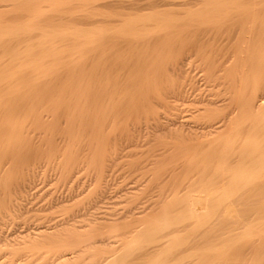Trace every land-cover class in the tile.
Listing matches in <instances>:
<instances>
[{"label": "bare ground", "instance_id": "6f19581e", "mask_svg": "<svg viewBox=\"0 0 264 264\" xmlns=\"http://www.w3.org/2000/svg\"><path fill=\"white\" fill-rule=\"evenodd\" d=\"M42 1H46V0H0V9L9 8V7H11V5L14 8L16 5H18V6L23 5L24 7H26V10L29 11V14L33 13L34 14L33 17L35 16V18H36V16H37V18H38V15H39V17L44 16V15L40 16L39 13H38V15H35L36 10H39L38 8L41 7L39 5L44 3ZM49 1H51V0H47V2H49ZM52 1L54 2V7L59 6L60 8L63 9V7H61V6L66 7V4L73 1V0H52ZM93 1L94 2L89 3V7L87 6V9H89L90 12L92 14H94L93 16L97 15L101 11L102 12L105 11L104 13H106V11H107L108 13L106 15H108V17H106V15L103 14L107 18V19L105 18V20H108V18H110V17H112L113 20H111L110 22H104L105 20L102 21L106 24V27L104 29H102L101 26H98V25L94 26L92 29L95 32H93V30L91 29L93 33L90 32L91 30L87 29L91 33V35H90V33H88V35H89L88 38L89 37L91 38L90 40L87 38L86 35H84V33L82 34L83 36L81 34L79 35L78 34L79 29H78L77 37L79 38V37L86 36L83 39L87 38L88 40L86 41V43L84 42L85 44L83 43V45L81 43V45H79V46L75 45L76 47H74V45H73L71 47H74L77 53L82 52V51L84 52V49H86V47H88V49L91 47L90 51H88V49H87V51L89 52L88 53L89 55L92 54L91 57H92L93 61L91 60V62H93V64H94L92 70L90 68L91 74H89V77H90L89 79H91V83H90V81L89 82L87 81V82H85V84L87 83V85H84V86L82 85V82L84 83V81H85L84 79L88 80V77L87 78L85 77V76H87L86 75L87 72L84 73L85 70H84V68H82L84 71H82V69H81L80 75L78 72L76 73L77 65L74 69L69 67V69L71 68L69 70V72L71 73V74H69V80L67 79L69 72L65 75L67 80L65 79V77H64V79L66 81L62 79V82L65 81L66 83L61 84V85L56 83L57 81H59V83H60V80H61L60 78L62 77V75L65 72V71L64 72L62 71L63 73L60 74L61 69L64 68V64H68L70 61L68 62V60H69L68 59L67 60L68 63H67V62H65L66 59H65V61L61 60L60 58L63 59L62 55H65V54H62L61 51L60 52H57V51L51 52L49 50L50 49L49 47H52L53 45L57 44V39H59L60 37L63 38L66 36V35H63V31L61 32L62 33L61 36L59 35L60 33L58 35L55 34V36H54V35H51L53 32L52 33L47 32L48 34H50V33L51 34L48 35L45 33V35H47L44 37L45 39L43 38L44 35L42 37L40 36L39 39L42 38L44 40L41 39L38 41L39 42L38 43L36 40L34 42V38L32 36H30L31 33H29V31L32 32L33 26L32 27L28 26V25H30L29 20L27 21L28 23L26 21H24L25 23H27L26 25L24 24L25 26H23V25L22 26L12 25V26H15V27H12V26L8 25V27L2 26L3 28L0 29V51H2L1 49H3V48H4V50H6L7 47L10 48V49L7 48L9 51L6 50L7 54H9L8 55L9 58H7L6 60L5 59L1 60V58H0V182L2 181V179L4 180V177L6 175L8 177L9 174H10L9 179L10 178L12 179V176H13V178H20L21 179V177H23L22 178L23 180L25 178L27 179L26 176L30 174L29 173L30 169L28 168L29 160L31 158L32 159L35 158L33 156H36V157L39 156L38 153H40V151L36 152L37 149H39V147L38 148H34V146L30 147L33 143L30 144V140L28 141V138H27L28 133H26V131H25V130H27L25 128H27L26 125L29 124V120L31 121V123H32V120L33 121L35 120L37 122V124L41 127L42 126L44 127V125L45 126H54V127L56 126V127H58V125L61 124L60 123L61 120L64 119V117H66L67 118L66 122H67V124H69V126H67V124H65V126L70 128V130H68V132L69 131L72 132L74 130V128L76 129L79 126L80 121H81V126H82V123L86 124V128L88 126H90V124H93L92 126H90L91 127L90 129H92V127H93V130L95 132V133L94 132H92V133L96 134V136L93 134L94 135L93 139L94 138L99 139L103 134H104V138H105L106 137L105 135L109 133V132L106 133V131H105V133H103L104 132L103 130L106 127H108L107 124L115 123V124H113L114 127L111 126L112 128H115V127H117L116 124H122V122H125V126H126V124L128 125L130 123H132V125H133L134 121H139V123H140V119L143 120V118H142L143 116L141 114L143 113L142 111H144L146 113H152L151 116H152V120L154 123V124H152V127L154 125L155 127L158 126L160 128L159 125H161V123L159 124V122L161 119L159 116H161V115H159L157 118L155 117L156 116V114H155L156 109L159 108V107H157L158 101H156V103H154L157 105V106H155L152 102L153 101L152 97L154 96V94L158 95L159 89H160V91H162V88L160 87L162 84L161 83L162 81L160 82L161 83L160 84L156 79L154 80V82L157 81L156 83H159V89L157 87V84L154 85L155 88L157 87V89H158V90L156 89L157 91L154 90V88H152V86H148L153 82V80L150 82V84L144 85L145 80H147V78L149 76L144 77V79L146 78L143 81L144 84L140 83L142 75L140 72L135 71V65H138L140 63L145 62L144 65L146 64V66H143V67H145V69L149 68L146 70H148V71L150 70L149 72H151V73H148V75L150 74V76H151V75H153V73H152L153 70L155 71L154 66H156L158 64L155 65V62L153 61L154 65H148L147 62L149 61V63H150V61H151V64H152L151 56L154 55L153 53L155 52V50L157 48L156 46L159 47V43H161V44L167 43V38L171 37V38H169L171 41V47H173L175 49L179 45L194 42V44L191 48L188 45V47L190 48L189 51H192L191 52L192 54L186 53L187 54L186 58L184 60L181 59L182 62L179 64L177 70L175 69L177 74H178L177 77L179 75H181L182 79H184V82H183L184 86L181 85L182 83L180 85H176V89L172 90V93L169 91V93L173 94V97H175L176 99L181 98V97L183 99V96L184 97H187V96L191 97V94H197V95H195L196 98L199 96L197 100L203 107L199 108L201 105L199 107L196 106L197 109L198 108L199 109L197 110L195 107L196 110L195 109L194 110L196 112L194 113L193 108H191L192 106L188 105V107H190V109H192L193 111H191L190 109H188V110H190V112H193L194 114H197L196 115L197 117L195 120L198 119L199 124H197L198 121H196L197 123H195V124H197V125L193 124V125H195V126H193L192 124H190L192 126H189V123L187 120H185V117L187 116V118H188L189 117L188 115H192V113L191 114L187 113V115L185 114L186 116L181 115V113H179L178 109H177L176 113H174V116H172V118L174 117L172 119V121H168L169 124L171 123L170 125L172 127L167 122L166 123L168 125L167 124L166 125L168 127L169 126L171 127V131L174 134L173 135L174 136V140H173L174 144L173 145L175 148L174 153L176 156H180V154L185 153L184 155L187 156L185 158L186 162H204V163L205 162H217L216 166L219 162L218 166L217 167L215 166L217 170L214 171L215 173L214 172L212 173L213 174L212 178H209L208 179L209 181L207 180L208 182H206V184H204V187H203L204 190L202 189L198 194L189 195L190 197L188 196L187 197L188 199L187 200L185 199V201L188 202L187 203L188 205L186 204V207H185L184 206L185 201H184L183 207H185L186 209L181 210V211H183L182 213L178 214L177 212H179V210L177 211L174 208L173 209L177 212L172 213V212H170L171 210L166 211V212L164 211L163 214L159 218H157V220L155 222L151 221V222H154L152 225L150 223H148L150 227L148 229L146 228L147 229L146 231L143 230L144 228L142 229L143 231H141V233H143V234L138 235V237L135 236L136 240L135 239H133V241L130 240L131 243L129 245H127V248L125 247L126 249L123 250L122 253H120V251H119L120 254L118 253L119 255H117V254L115 255L117 257L114 258V255H113L112 257L114 259L112 258L113 260L112 261L110 260L111 262H108V263L109 264H122V263L126 262L129 259L130 254H131L134 247H136V249H138L139 247L137 245L144 244V245L150 246V245L145 244V243L155 244L156 243L155 241H157L156 238L158 236H162V235H160V233L163 234V231L167 228H170L173 226L176 227L175 225L179 226L180 224L181 225H183V224L187 225V223H186L187 221L194 219L197 222L193 223L194 220H193V222H190V223H193V225L191 224L192 226L195 225L194 228L192 229V231H199V230H202L203 228L206 229L208 226H210L212 224V222L214 223V220L216 218H221L222 222H224L225 225L226 224L231 225L234 223V225L237 227L233 226V227H235V228H233L231 226L233 229L230 230L229 233L226 231L228 234L225 233L227 235L225 237L226 240L224 242H222V244H221V240H220V243H219V241L216 243H212L210 241V243H207V246L209 244V247H205L206 249L203 246L202 247L203 250H196L195 252H192L189 256L187 255L188 257H192L191 259H193V257H195V260L189 264H264V213L262 212L263 209L258 210V209H256L257 208L256 207V208H254V209H256V211L254 212V211H252L253 208H251L250 211H248L245 214V217H242L241 216L242 211L240 212L241 208H239L240 205H239V207L238 206L236 207L235 206L236 201L234 202V197L237 194L239 196V193L241 191H242V193H246V192H243V191H245L244 189L247 190L249 187L250 188L255 187L258 184H260L262 182V180L264 182V176H263L264 175V0H93ZM13 2H15L16 4H14ZM49 3L51 6L52 2H49ZM13 5H15V6H13ZM67 5H69V4H67ZM54 7L52 6L51 9H55ZM16 8H17V6H16ZM60 8H58V9H60ZM20 9L23 11V7L22 8L20 7L19 10H17V11H21ZM40 10H41V8H40ZM56 10L57 9H55V11H52V13L55 12L56 14H58ZM62 11L64 12L65 10H62ZM62 11H60V12L62 13ZM40 12H44V11L41 10ZM109 13L111 14V16H109ZM58 16H60V15H58ZM28 17H30V16H28ZM27 19H29V18H27ZM36 19H34V20H36ZM50 19H52V18H50ZM0 20H1V17H0ZM95 20H96V18H95ZM18 21H19V19H18ZM48 21H51V20H48ZM54 21H56V20H54ZM33 23L36 25L35 22H33ZM47 23H49V22H47ZM98 24H100V23H98ZM116 24H118V25H116ZM16 25H17V23H16ZM49 27L50 26L48 25V28ZM52 27H53V25H52ZM83 27H85V26H83ZM43 28H45L44 25H43ZM47 29H43L44 30L43 32H46ZM2 30H5L6 32H3ZM41 30L42 29H40V31ZM50 30H48V31H50ZM52 30H54V28H52ZM69 30H70V28H69ZM57 31H56V33H58ZM72 31H74V30H72ZM21 32H26L28 35L26 33L21 34ZM80 32H81V28H80ZM36 33H38V32H36ZM66 33H67V31H66ZM72 34H74V32H72ZM75 35H76V33H75ZM66 37H69V34ZM77 37H75V38H77ZM36 39H38V37ZM66 40H67V38H66ZM68 40H69V38H68ZM78 40L80 41V38ZM20 41H24L25 43L27 42L26 43L27 46L25 47L24 45H26V44L21 43ZM8 42H10V43L12 42L13 44H15L16 42H20L21 44H23V46L25 48L24 49L22 47L21 48L20 47L14 48V45H12V47H11V46H9V44H7ZM36 42L38 44L35 47ZM58 43H59V41H58ZM62 43H63V41H62ZM48 44H49V47L46 49H48L49 51L45 52L44 47L48 46ZM50 44L52 46H50ZM76 44H78V41L76 42ZM31 45H32V47H31ZM40 47H43V49H41V50H44V51L39 50V52L41 51L42 54L45 53V55H47V54L51 55V57L53 58V55L55 57V55L59 56V54L61 53V56L59 59H58V57H55L56 58L55 60L51 59L50 56L49 57L46 56L47 58H49L47 60V58H44L45 55H43L42 58L38 59L33 54H36V52H38L36 49L40 48ZM153 47H155L154 48L155 50H153ZM186 47L187 46H185V48ZM75 50H72V51H75ZM25 51H27V52H25ZM72 51L70 49L69 53H72ZM87 51H85V53ZM157 51H159V50L157 49ZM177 51H180V49ZM6 52L4 51V53H6ZM90 52H91V54H90ZM64 53H67V49L65 50ZM85 53H80V54L85 55ZM176 53H178V52H176ZM149 54H152L151 56H149L150 60H149V57L147 56ZM157 54H158L157 55V57H158L161 54L160 51ZM31 55H33V57H35L36 59H33L31 57ZM70 55H72V54H70ZM28 56H30L31 59L27 60ZM39 56H42V55L39 54L38 57ZM136 56H139V57H136ZM146 56H147L148 60L146 59ZM182 56L183 55H181L180 58H182ZM30 57H28V58H30ZM85 57H87V56H85ZM153 57H156V55ZM177 57H179V56H177ZM194 57L195 58L196 57L201 58L202 62L204 63L203 72H200L199 75H197L198 77H201L199 79L196 75L191 74L192 71H191V69H189L190 67L189 68L186 67L188 64L192 65L190 62L195 61L193 59ZM68 58H70V57H68ZM89 58H90V56H89ZM83 60H81V61L83 62ZM153 60H155V58ZM63 61L65 63L62 64L61 62H63ZM71 61L74 62V61H77V59L71 60ZM89 61H90V59H89ZM47 62H49V63L51 62L52 65L46 64ZM78 62L80 65L81 64L80 60ZM54 63H56V64H54ZM58 63L63 65V67H61V65H57ZM74 63H76V62H74ZM86 64H87V62H86ZM140 66H141L140 68L136 67V69L137 68H138V70L141 69L142 65H140ZM152 66L154 68L153 70L151 68ZM60 67H61V69H60ZM78 67H80V66H78ZM171 67H173V65ZM185 67L187 69H185ZM158 68H159V66L156 67L157 70H158ZM64 69L66 70V68H64ZM162 69H164V68L162 67ZM202 69H203V64H202ZM87 70H89V69H87ZM157 70H156V72H154V75L156 73L160 74V72H158ZM197 70H198V68H197ZM139 71H141V70H139ZM170 71H171V69H170ZM143 72H144V70L142 71V73ZM173 72H172V74L174 75ZM163 73H161L162 74L161 76L165 75ZM82 74H85V76H83L84 79L82 78L83 80H81L82 82L81 83L80 82L75 83L74 79H77L80 81ZM177 77H175V78H177ZM149 78H153V77H149ZM154 78H156V76H154ZM161 78H163V77H161ZM179 78L181 79L180 76H179ZM56 79H58V80L55 81ZM180 79H178L179 83L182 81V79H181V81H180ZM70 80H73L74 82H67ZM178 80H177V83H178ZM146 82L149 83L148 80ZM177 83L175 82V84H177ZM166 86H167V84H166ZM202 86H205L206 90L213 88V90L214 91L217 90V92L215 91L216 92L215 93L213 91V94L210 93V94H208V96H205V94H204L205 89ZM162 87L164 89L165 85H162ZM201 87H202V89H204L203 92H202ZM207 87H209V88H207ZM165 88H167V87H165ZM171 88L174 89L173 86L170 87V90H171ZM166 90H168V89H166ZM153 91H156V92L153 93ZM209 92H210V90H209ZM169 93H164V94L166 96V94L170 95ZM206 93H208V92H206ZM159 96H160V94H159ZM195 96H194V98H195ZM165 98H168V97H165ZM166 100H168L171 103L170 96H169V99H166ZM179 100H177V102H180ZM186 100H187V98H186ZM197 100L193 99V102L194 101L196 102ZM162 101H165V99ZM189 101H192V100L190 99ZM175 102H174V105H175ZM182 102H183V100H182ZM193 102H190V103L192 104ZM159 103H160V100H159ZM184 103H185L184 105L186 106L187 103L186 102H184ZM181 104H183V103H181ZM184 105H183V108H184ZM192 105L194 106V104H192ZM176 106H178V104L175 105L174 108H176ZM161 108H162V106H161ZM174 108H173V110H174ZM181 108H182V106H181ZM170 112L172 113V111H170ZM180 112H182V111H180ZM186 112H189V111H185L182 114H184ZM89 114H90V116H88ZM194 114L192 116L195 117ZM79 115H84V116H87L88 118L93 117V116L94 117H93V120L91 118H90V120H88V119L82 120V118L84 117L83 116L80 118L81 120L80 119L78 120L76 118V116H79ZM133 115H135V117ZM137 115H139V117ZM132 116L136 119L134 120V118H133V121L130 122L131 121L130 118ZM192 116H190L191 117L190 119H194V117H192ZM138 118H140V119H138ZM149 119H148V121H150ZM64 121L65 120H63L62 124L65 123ZM151 122H149L150 125H151ZM162 124H163V122H162ZM76 125H78V126H76ZM166 125L164 127H166ZM118 127L115 129L118 130V129L122 128V127H119V128ZM148 127H146V128L148 129ZM47 128H49V127H47ZM78 128H81V127H78ZM136 128H138V127L136 126ZM146 128H144V129H146ZM169 128H167V129H169ZM109 129H110V126H109ZM111 129L108 131H111ZM37 130H38V127H37ZM105 130H107V129H105ZM112 130H114V129H112ZM116 130H114V132H113L114 134H116L115 133ZM140 131H142V130H140ZM169 131H170V129H169ZM83 132H84V129H83ZM121 132H123V131H121ZM113 133H109L108 136L110 137V135H111V137H112ZM128 134H130V133L128 132ZM34 135L37 136V135H39V133L34 134ZM50 135H51V133H50ZM36 136H34V137H36ZM68 136L71 137L72 135H68ZM49 137H51V136H49ZM72 137H74V136H72ZM90 137H91V135H90ZM98 139H94L91 141H94L93 144H95V140H98ZM114 139H116V138H114ZM39 140H41V139H39ZM102 140H103L102 143H100L101 140L97 141L98 144H95L96 147L94 145L95 149L100 147V149L98 148L95 151V154H92V155H95L94 156V157H96L95 160H101L102 159V156H101L102 150H104V148H105L102 146L103 144H105L104 139H102ZM116 140H118V139H116ZM119 141H116V143ZM34 142H35V140H34ZM79 142H82V141H79ZM114 142H115V140H114ZM121 142H123V141H121ZM45 143H46V141H45ZM58 143H60V142H58ZM73 144H75V143H73ZM58 145H60V144H58ZM70 145H71V143L69 145H67V147H69ZM97 145H98V147H97ZM116 145H117V147L119 146L118 143ZM80 146H78V149ZM107 146L108 145L106 144V147ZM48 147H50V146H48ZM83 147H84V145H83ZM117 147H115L114 150H116ZM72 148H74V147H72ZM35 149H36V151H35ZM43 150H45V149H43ZM105 150H106V148H105ZM34 151H35V153H34ZM97 151H98V154H96ZM13 152H14V156L10 155V153H13ZM51 152H52V150H51ZM69 152L70 153H68V154H70V155L69 156L67 155L68 157H66V154H64L65 155L64 157H66V159H67V160H65V158H64V160L68 162V163L67 162L65 163L66 167L64 166L65 167L64 171L66 173L72 174L73 173L72 172L73 166H74L72 164H75V163L74 162L72 163L71 161L74 160V157L76 158L77 156H75L73 152L72 153H71V151H69ZM65 153H66V151H65ZM43 154L44 153H42V155ZM49 154H50V151H49ZM7 155L12 156L13 159H12V157H10L12 160L9 159V156L7 158ZM86 155H88V154H86ZM92 155H90V156H92ZM54 157H56V156H54ZM84 158H85V155H84ZM86 158H87V156H86ZM89 158H91V157H89ZM104 158L105 157H103V159ZM174 158H175V156H174ZM179 158L180 157H178V159ZM4 159H5V161H7V159H8V162H2ZM78 159H80V158H78ZM92 159H93V157H92ZM185 159L183 162H185ZM9 160L14 161V162H11ZM61 160H59V161H61ZM180 160H183V157ZM77 161H76V164H77ZM99 162H101V161H99ZM228 162H239V163L238 164L236 163L237 165L235 167L233 165V168H232V166L228 165L229 164ZM206 164L207 163H205V165ZM71 165H72V168H71ZM62 168H63V166L61 167V170H62ZM71 169H72V171H71ZM231 172H232L233 176H232V178L230 176V178H231V180L229 179L230 182L226 183L225 182L226 180L224 178H225L226 174H228V176H226V177H229V173H231ZM31 174L35 175V173H31ZM60 174H62V173H60ZM71 174H67V175H71ZM62 176H63V174H62ZM205 176H207V175H205ZM6 178H5V181H6ZM220 179H221V182H220ZM13 182H14V180H13ZM218 182L221 185V186L219 185V187H221V188H219V190L222 193H221L220 198L218 200L217 199L214 200L215 198L213 199L211 197L213 195L212 191H211L213 188H210V187H216V184L218 185ZM6 183H7V181H6ZM20 183H21V180H20ZM1 184H0V188L3 184L6 186V184L4 182L2 185ZM9 184H11V183H8V185H7L8 187H10ZM32 184H34V183H32ZM18 185H20V184H18ZM23 186H25V184ZM16 187H17V185H16ZM16 187H15V189H16ZM19 188H20V186H19ZM250 188H249V190H250ZM215 189H213V191H215ZM5 190H6V187H4V191ZM21 190H23V189H21ZM216 190H218V189H216ZM251 190H253V189H251ZM9 192H12V193H10L12 196L13 191H9ZM248 192H250V191H248ZM4 193H3V195H4ZM242 193H240V194H242ZM255 193H256V191H255ZM259 193L260 192H258V194L256 196H259V195L261 196V194H259ZM3 195H2V197H4ZM27 195H29V194H27ZM238 196H236L235 198H237ZM242 197H243V195H242ZM254 197H255V195H254ZM7 198L8 197H6V199L4 198V201L1 198L2 200L0 201V208H3L7 205L5 202V200H7ZM12 199H11V201H12ZM248 200H249V198H248ZM252 200H254V199H252ZM249 201L252 203L251 200H249ZM246 202H247V200H246ZM248 202H247V204H248ZM253 202L255 204V201H253ZM245 206L247 207V205H245ZM252 206L255 207L256 205H252ZM252 206L249 205L247 208L252 207ZM235 207L239 208L240 210H238V209L236 210ZM246 207H244V208H246ZM261 207H263V206H261ZM145 208L146 207H144V209ZM151 208L153 210L154 206ZM152 210L150 209V211H152ZM2 211H4V210H2ZM244 211H245V209H244ZM175 213H177V214H175ZM141 214H143V213H141ZM131 216H132V214L130 215V217ZM243 216H244V214H243ZM138 218H141V217H138ZM245 218H247V219H245ZM132 219H134L133 216H132ZM69 222H72V221H69ZM67 223H65V226H67L66 225ZM74 223H76L75 219H74ZM50 226L53 227V225H50ZM58 226H60V225H58ZM46 227H47V225H46ZM215 227H216V225H215ZM177 228L178 227H176V229ZM55 229H56V227L54 228V230ZM172 229L175 230L174 228H171L169 230H172ZM178 229H180V228H178ZM213 229H215V231H216V228H213ZM49 230H46V231L40 230V232L36 235H38V237H40V238H46V237L51 238L54 234L58 233V232L55 233L54 231H49ZM173 230L171 232H173ZM209 230H210V228H209ZM63 231H65V230H63ZM166 231H164V232H166ZM138 232H137V234H139ZM171 232H170V234H171ZM188 232H190V231L188 230L186 232V234L182 235V237L184 235L187 236ZM168 233H169V231H168ZM213 233L214 232H212V234ZM31 234L33 235V233H31ZM174 234H176V233H174ZM193 234L195 235V233H193ZM176 235L179 236L180 234L177 233ZM196 235H198V234H196ZM222 235L224 237V234H222ZM56 236L59 237V235H56ZM178 236H176L177 239L175 241L173 240L175 242L174 246L172 245L174 250H175V248L179 249L178 247L180 246V243L182 242L180 240L186 238V236L183 238H181V236H180L179 237L180 240H179ZM171 237H175V236L171 235ZM188 237H191V236H188ZM192 237H195V236H192ZM223 237L221 236V239ZM55 239H57V237H55ZM158 239L160 240L161 237L160 238L158 237ZM162 239H164V238H162ZM37 241L38 240L36 239V242ZM45 241L47 242L48 238L45 239ZM215 241H216V239H215ZM144 245H141V247H143ZM158 246H159V244H158ZM155 247L153 246L151 248L152 251H153V248H155ZM173 248L171 247V249H173ZM156 250H158V247ZM168 250H170V249L168 248ZM138 252L142 253V250L138 251ZM143 252H145V250ZM156 252H158V251H156ZM172 252H173V250H171V253L169 252V254H172ZM149 254H151V253H149ZM164 254L165 255H163V254L161 255V258H162V256L167 257L166 254H168V253L164 252ZM161 258H159V260H158V258H155L157 260L156 261L153 260V261H155V264H157V263H165L166 264L167 259L165 260V259H161ZM246 259H247V261H245ZM153 261L151 262V264H153Z\"/></svg>", "mask_w": 264, "mask_h": 264}, {"label": "rangeland", "instance_id": "374dc122", "mask_svg": "<svg viewBox=\"0 0 264 264\" xmlns=\"http://www.w3.org/2000/svg\"><path fill=\"white\" fill-rule=\"evenodd\" d=\"M73 1L67 3L69 5L66 4V7L61 6V7H63V9L60 8L59 6L57 7L56 5L55 6L57 8L54 7V2L52 0L49 1V2H52L51 6H50V3L47 2V0L42 1L44 3H42V2H41L42 4L40 3L41 5H39V6H41V7L38 8L39 10H36L35 15H38V13H39L40 16L44 15L45 17L44 16L39 17V15H38V18L36 16L37 19L35 18V16L33 17V15H34L33 13L29 14V11H27L26 7H24L23 5L22 6L16 5L17 8L15 5H13V6H15L16 9L14 7H12V5L9 8L0 9V12H1L0 13V17H1L0 29H2L3 27H6V26L8 27V25H10V26H12V25H15V26H18V25L22 26L23 25V26H25L28 23L27 21L29 20L30 25H28V26L29 27L33 26L32 32L29 31V33H31L30 36H32L34 38V42H35V40L37 42L39 40H41L42 38L39 39L40 36L42 37L44 35L43 38L45 36H47V35H45V33L48 34L47 32H51V33L53 32L54 34L53 33L52 34L50 33V34L54 35V36H55V34L58 35L59 33H60L59 35L61 36L62 31H63V35L68 36V34H69V37L65 36L67 38V40L65 37H63V38L60 37L59 38L60 40L57 39V44H55L53 46L50 44V46H52V47H49V44H48V46L44 47L45 48L44 50H45V52H48L49 50L51 52L52 51H57V52L61 51L62 54H65V55H62L63 59L60 58L61 53L59 54V56L55 55V57H58V59L60 58L61 60H64V61L66 59L65 62H67L68 59H69L68 62L70 61L69 63L67 62L68 64H64V68H66V70L64 68L61 69V67H63V65H61L59 63L57 64V65H61L60 74L63 73L64 71L65 72L62 75V77L60 78L61 80L59 79L60 83H59V81H57L58 79L55 80V81H57L56 83H58L60 85L66 83L65 81L67 79L69 80V74H71L69 72V70L71 68L74 69L77 65V67L78 66H80V67H78L79 69L76 67V73L78 72L80 75L81 69L84 68L85 71L83 69H82V71H84V73L87 72L86 73L87 76H85V74H82L81 79L79 78L80 81L77 79H74V81H75V83H77V82L81 83L82 82L81 80L84 79L83 76H85L86 78L88 77V80L84 79L85 80L84 83L82 82V85L84 86V85H87V83L85 84V82H87V81L88 82L90 81V83H91V79H89L90 78L89 74H91L90 71L92 70V68L94 66L93 62H91V60H92L91 52H90L91 55L88 54L89 53L88 51H90L91 47L89 46L90 47L89 49H88V47H86V49H84V52L82 51V52H78V53L76 52L74 47L81 45V43L83 45L84 42L86 43V41L88 39L89 40L91 39L90 37L88 38V36H89L88 33L92 32V30H93L92 28L94 26L98 25V26H101L102 29H104L106 27V24L104 22H110L111 20H113V18L110 17L111 19L108 18V20H105V18L108 17V15H106L108 13L107 11H106V13H104L105 11L104 12L101 11L102 13L100 12L97 15L93 16L94 14H92L90 12V10L87 9V6L89 7V3L94 2L93 0H79V1L73 0ZM13 3L16 4L15 2H13ZM52 6L55 9H57L56 11L58 14H56L55 12L52 13V11H55V9H51ZM20 7L21 8L23 7V11L21 9H20L21 11H17V10H19ZM40 8L44 12H40L41 11ZM58 8H60V9H58ZM61 9L65 10V11L63 12ZM59 10L62 11V13ZM103 14L106 15V17ZM58 15H60V16H58ZM28 16H30V17H28ZM109 16H111L110 13H109ZM27 18H29V19H27ZM50 18H52V19H50ZM95 18H96V20H95ZM18 19H19V21H18ZM34 19H36V20H34ZM47 19L51 20V21H48ZM54 20H56V21H54ZM24 21H26L27 23H25ZM102 21H104V22H102ZM33 22H35L36 25ZM47 22H49V23H47ZM16 23H17V25H16ZM98 23H100V24H98ZM42 24L44 25L45 28H43ZM48 25L50 26L49 28H48ZM52 25H53V27H52ZM116 25H118V24H116ZM15 26H12V27H15ZM83 26H85V27H83ZM51 27L54 28V30H52ZM39 28L42 30L40 31ZM69 28H70V30H69ZM80 28H81V32H80ZM43 29H47L46 32H43L44 31ZM78 29H79V32H78ZM87 29H89V30L92 29V30L89 32ZM48 30H50V31H48ZM72 30H74V31H72ZM2 31L6 32L5 30H2ZM56 31L58 33H56ZM66 31H67V33L68 32L69 33L67 34ZM71 31L74 32V34H72ZM36 32H38V33H36ZM77 32L79 35L80 34L82 35L84 33V35H86L88 39L87 38L83 39L86 36L79 37L80 38V41H79L78 40L79 38L77 37ZM93 32H95V31L93 30ZM23 33H26V32H21V34H23ZM75 33H76V35H75ZM50 34H48V35H50ZM90 35H91V33H90ZM37 37H38V39H36ZM75 37H77V38H75ZM68 38H69V40H68ZM169 38H171V37L167 38V43H164V44L159 43V47L156 46L157 47L156 50L154 49L155 47H153V50H155V52L153 51L154 52L153 56L156 55V57H157V55H158L157 53L160 51L161 54L159 56L161 58L159 56H158L159 58L153 57V56H151L152 54L147 55L148 57L151 56V58H152V64H151V61H150V63L148 61L147 62L148 65H154L153 64L154 62H155V65L158 64V65L154 66L155 71L153 70L154 69L153 66L151 67L153 70V72H152L153 75H151V76H150V74L148 75V73H151V72H149L150 70L148 71L146 69H149V68L145 69V67H143V66H146V64L144 65L145 62L138 64L139 66L135 65V71L140 72L142 77H143V78L141 77L140 83L144 84L143 81L146 79V78L144 79V77H146V76L153 77V78L148 77L147 80L149 83H147L146 82L147 80H145L144 85L150 84V82L153 80V82L148 86H152V88H154V90H156L157 87L159 89V83L162 81L161 82L162 84L160 83L161 84L160 87L162 88V91H160V89H159L158 95L154 94V96L152 97L153 104L156 103V101H158L157 102L158 106L156 104H154V105L159 107L158 109L155 108L156 109V113H155L156 116L155 117L157 118L159 115H161L159 117L161 120L163 119L162 121L160 120V122H159V124L161 123V125H159L160 128L157 126L159 129L157 127H155L154 125L152 127V124H154L153 120H152V116H151L152 113H146L144 111H142L143 113L141 112L142 114L140 113L143 116L142 118L144 121L142 119L138 118V119H140V123H139V121H134L133 125H132V123H130L133 121V118L135 117V115H133L134 117L132 116L130 118L131 121L129 120L130 121L129 122L130 124H128L129 126L127 124L125 126V122H122V124H116L117 127L118 126L122 127L118 130L115 129L117 127H115V128L111 127V126L114 127L113 124H115V123H109V124H107L108 127L105 128L107 130L104 129L103 133H105V131H106V133H108V132L113 133L114 130H116L115 131L116 134L113 133V136L111 137V135H110V137H109L108 136L109 133H108L105 135L106 136L105 138H104V134L99 139L94 138V139H98V140H95V144H98L97 141H100V140H101L100 143H102L103 142L102 139H104L105 144H103L102 146L106 148V150H105V148H104V150H102V155H101L102 159H103V157H105V158L103 160L102 159L101 160H95L96 157H94L95 155H92V154H95V151L98 148L100 149V147H98V145H97L98 148L95 149L96 145L93 144L94 141H91V140H94L93 139L94 135L96 136V134H94L95 132L93 130V127H92V129H90L91 128L90 126H92L93 124H90V126H88L86 128V124L82 123V126H81V121H80L79 126L78 125H76V126L81 127V128H78V127L76 129L74 128V130L72 132L69 131L71 133L70 134L68 132V130H70V128L67 127V126H69V124H67V122H66V120H67L66 117H64V119L61 120V122H60L61 124H59L58 127H56V126L55 127L54 126H45V125H44V127L43 126L41 127L37 124V122L35 120L34 121L32 120V123L29 120V124H27L26 125L27 128H25L27 130H25V131H26V133H28V135H27L28 141L30 140V144L33 143L30 147H32V146H34V148L39 147V149H37V151L35 149V151L36 152L40 151L41 154L38 153L39 156H37V157L33 156L35 158H33V159L31 158L29 160L30 163L28 162V168L30 169L29 170L30 174L29 173L28 174L30 176L27 175L26 176L27 179L26 178L24 179L25 181L22 179L23 177H21V179H20V178H13V176H12V179L11 178L9 179V175H10L9 174L8 177L6 175L4 177V180L2 179V181L0 182V184L1 183L3 184V182L6 184V186L4 184L3 185L1 184L2 186L0 188V201L2 199L4 201V198L6 199V197H8L7 200H5L7 205L3 208H0V216H1L0 217V229H1L0 230V264H109L108 262H111L115 257H117V256H115L116 254L119 255L120 253H122L123 250H125L127 248V245H129L131 243V241H133V239H135V236L138 237V235L143 234V233H141V231H143V230L146 231L150 227L148 223H150L152 225L157 220V218H159L163 214L164 211L166 212V211L171 210L170 212L174 213V212H177L179 210V212H177V213L178 214L182 213L183 211H181V210L186 209L185 207H186V204L188 203L187 201H185V199L187 200L188 199L187 197L189 195L198 194L203 189L204 184H206V182L209 181L208 179L212 178V175H213L212 173L217 170L216 167L218 166L219 162H218L217 166H216L217 162H205V163H207L206 165L204 162H186L185 158L187 156L184 155L185 153L180 154V156H176L174 153L175 152V148L173 145L174 144V141H173L174 140V136H173L174 134L171 131V127H172L170 125L171 123L169 124L168 121H172V119L174 118V117L172 118V116H174V113H176L177 109H178V112L181 113V115H185V114L187 115V113L188 114L192 113V115H193L196 112L195 110L197 109V107H199L201 104L197 100L199 96L197 98L195 96L197 94H191V97L193 96L192 98L188 97V96L187 97L183 96V99H182V97L176 99L175 97H173V94H171L172 90L176 89V85H180L182 83L181 85L184 86V84H183L184 79H182L181 75H179V76L181 77L182 81L179 78V76L177 77L178 74H177L176 70H177L179 64L182 62V60H184L186 58L187 54L192 52L189 50L193 46L194 42L186 43L187 45L186 44L179 45V46H177L178 48L176 47L174 49L173 47H171V41ZM44 39H42V40H44ZM61 40L63 41V43ZM76 40L78 41V44H76V42H77ZM58 41H59V43H58ZM20 42L24 43V44L27 43V42L25 43L24 41H20ZM20 42H16L15 44H13L12 42L11 43L8 42L7 44H9V46H11V47H12V45H14V48L15 47L16 48L22 47L24 49L27 46V44L24 45L25 46L24 47L23 44H21ZM37 42L35 43V47L39 43V42L38 43ZM73 45H74V47H71ZM184 45L187 47L185 48ZM188 45L190 48L188 47ZM31 47H32V45H31ZM48 47L50 48L49 50L46 49ZM7 48H9V47H7ZM7 48H6V50L9 51ZM41 49H43V47L37 48L36 50L38 52H36V54H33L38 59L42 58L43 55H45V53H43V54L41 53V51H44ZM66 49H67V53H64ZM70 49H71V51L72 50H75V51H72V53H69ZM87 49H88V51H87ZM157 49L159 51H157ZM179 49H180V51H177ZM1 50L3 51L4 48ZM6 50H4V51L6 52ZM39 50H41V51L39 52ZM2 51H0L1 60H3V59L6 60L7 58H9V56H8L9 54H7V52L4 53V51L3 52ZM27 51H25V52H27ZM85 51H87V52L85 53ZM175 51L178 53H176ZM38 53L42 56L38 57V55H39ZM80 53H85V55L80 54ZM70 54H72V55H70ZM33 55H31V57L33 59H36L35 57H33ZM181 55H183L182 58H180ZM46 56H48V57L50 56V58L54 59V60L56 59L54 57V55H53V58L51 57V55H48V54L45 55L44 58H47ZM85 56H87V57H85ZM89 56H90V58H89ZM147 56H146V59H147ZM177 56H179V57H177ZM28 57H30V56H28ZM28 57H27V60L31 59V57L30 58H28ZM68 57H70V58H68ZM136 57H139V56H136ZM154 58H155V60H153ZM48 59L49 58H47V60ZM76 59H77V61H74V62L77 63L80 60V63H81L80 65H79V62L76 64L73 61H71V60H76ZM89 59H90V61H89ZM193 59L195 61L193 60L194 62H190L192 65L188 64L189 66L187 65L186 67L187 68L190 67L189 69H191V71H192L191 74L197 76V75H199L200 72H203L204 63L202 62L201 58H198V57L195 58L194 57ZM81 60H83L84 63ZM149 60H150V57H149ZM64 61L61 63L62 64L65 63ZM86 62H87V64H86ZM46 64L50 65L51 62L50 63L47 62ZM54 64H56V63H54ZM202 64H203V69H202ZM140 65H142V68L139 69L141 71H139L138 68L136 69V67L140 68L141 67ZM172 65H173V67H171ZM158 66H159V68L157 70L156 67H158ZM69 67H71V68L69 69ZM162 67L164 69H162ZM186 67H185V69H187ZM90 68H91V70H90ZM197 68H198V70H197ZM87 69H89V70H87ZM142 69L146 73L145 74L143 72L145 75L142 73V71H143ZM170 69H171V71H170ZM156 70L158 72H160V74L156 73L154 75V72H156ZM172 70L173 71L175 70V71L173 72ZM172 72L174 73V75L172 74ZM67 73H68V78L66 79L65 75ZM161 73H163L165 75L161 76L162 75ZM154 76H156V78H154ZM64 77L66 80L64 79ZM161 77H163V78H161ZM175 77L180 79L181 82L179 83V80ZM199 78H201V77H198V79ZM62 79L65 81L62 82ZM155 79L159 83H156L157 81L154 82ZM177 80H178V83H177ZM74 81L70 80L67 82H74ZM172 81L173 82L175 81L177 84H175V82L173 83ZM155 84H157L156 88L154 87ZM166 84H167V86H166ZM162 85H165V87H167V88L164 87V89H163ZM169 86L170 87L173 86L174 89L171 88V90H170ZM202 87H204V89L206 88L205 86H202ZM202 87H201V89H202ZM207 88H209V87H207ZM166 89H168V90H166ZM204 89H202V92L204 91ZM209 90H210V92H209ZM209 90L205 89V91H204L205 96H208V94H210V93L213 94V91H214L213 88H211ZM156 91H153V93ZM169 91L171 93H169ZM215 91L217 92V90H215ZM206 92H208V93H206ZM164 93H169L170 95L166 94V96H165ZM159 94H160V96H159ZM169 96H170L171 103L168 100H166V99H169ZM194 96H195V98H194ZM165 97H168V98H165ZM186 98H187V100H186ZM158 99L160 100V103H159ZM164 99H165V101H162ZM181 99L183 100V102ZM188 99L189 100L191 99L192 101H189ZM193 99H195L197 101L193 102ZM177 100H179L180 102H177ZM174 102H175V105L178 104V106H176V108H174L175 107ZM184 102L187 103L186 106L184 105L185 104ZM190 102H193L192 104H194V106ZM181 103H183V104H181ZM183 105H184V108H183ZM188 105L192 106L191 108H193V110L195 109L196 106L197 107L193 111L192 109H190V107H188ZM161 106H162V108H161ZM181 106H182V108H181ZM201 107H203V106L201 105L199 108H201ZM173 108H174V110H173ZM188 109H190L194 113L190 112V110H188ZM170 111H172L173 114ZM180 111H182V112H180ZM185 111H189V112L182 114ZM139 115H137V116L139 117ZM192 115H188L189 116L188 118H187V116L186 117L184 116L185 120L188 121L189 126H192L193 124L197 123L196 121H198V119L195 120L197 117L196 116L197 114H194L195 117ZM83 116L84 115H79V116H76V118L79 120ZM88 116H90V114ZM190 116L194 117V119H190L191 118ZM93 117L88 118L87 116H84L82 118V120H86V119L90 120V118L93 120ZM147 118L148 119L150 118L149 119L150 121H148ZM135 119L136 118H134V120ZM63 120H65L64 124H62ZM149 122H151V125ZM162 122H163V124H162ZM166 122L171 126V127L169 126L170 128L167 126L168 124ZM65 124H67V126H65ZM190 124H192V125H190ZM197 124H199V121ZM197 124H195V125H197ZM165 125H166V127H164ZM195 125H193V126H195ZM109 126H110V129L112 128L114 130L111 129V131H108V130H110ZM136 126L138 128H136ZM37 127H38V130H37ZM47 127H49L50 129ZM146 127H148V129ZM144 128H146V129H144ZM167 128H169L170 131ZM83 129H84V132H83ZM140 130H142V131H140ZM121 131H123V132H121ZM92 132H94V133H92ZM128 132L130 134H128ZM38 133L40 136L34 135V134H38ZM50 133H51V135H50ZM48 135L51 137H49ZM68 135H72L75 138L72 136L70 137ZM90 135H91V137H90ZM34 136H36V137H34ZM114 138H116L118 140H116ZM39 139H41V140H39ZM34 140H35V142H34ZM114 140H115V142H114ZM45 141H46V143H45ZM79 141H82V142H79ZM116 141H119V142H117L119 145L118 147L116 145L117 144ZM121 141H123V142H121ZM58 142H60V143H58ZM68 143L69 144L71 143V145L69 146L70 148L67 147V145H69ZM73 143H75V144H73ZM58 144H60V145H58ZM82 144L84 145V147ZM106 144L108 145L107 147H106ZM94 145H95V147H94ZM48 146H50V147H48ZM78 146H80L79 149H78ZM72 147H74V148H72ZM115 147H117L118 149L116 148V150H114ZM43 149H45V150H43ZM51 150H52V152H51ZM35 151H34V153H35ZM49 151H50V154H49ZM65 151H66V153H65ZM69 151H71V153L73 152L75 156L80 158V159H78L77 157L76 158L74 157V160L71 161L72 163L73 162L75 163V164H72V165H74L73 171L71 169V171L73 172L72 173L73 175L71 173H66L64 171L65 170L64 168L66 167L65 163L67 162V161H65V160H67L66 157H68L70 155V154H68V153H70ZM42 153H44V154L42 155ZM64 154H66V157H64L65 156ZM86 154H88V155H86ZM96 154H98V151L96 152ZM10 155L14 156V152L10 153ZM10 155H7V158L9 156V159H11L10 157H12V156H10ZM84 155H85V158H84ZM90 155H92V156H90ZM173 155L175 156V158ZM54 156H56V157H54ZM86 156H87V158H86ZM181 156L183 157V160H180V159H182ZM89 157H91V158H89ZM92 157H93V159H92ZM178 157H180V158L178 159ZM64 158H65V160H64ZM12 159H13V157H12ZM184 159H185V162H183ZM11 160H9V161H11ZM59 160H61V161H59ZM76 161H77V164H76ZM99 161H101V162H99ZM2 162H8V159H7V161H5V159H4ZM11 162H14V161H11ZM228 163H229L228 165L232 166V168H233V165L235 167L239 162H228ZM72 165H71V168H72ZM62 166H63V168L61 170ZM59 172L62 173L63 176ZM31 173H35V175L31 174ZM67 174H71V175H67ZM202 174L203 175L205 174L207 176H205V175L203 176ZM226 176H228V174H226ZM226 176L224 179L226 180L225 182L227 183V182H230L229 179L231 180L233 174L231 172V173H229V177H226ZM230 176H231V178H230ZM5 178H6L7 183L5 181ZM13 180H14V182H13ZM20 180H21V183H20ZM220 182H221V179H220ZM8 183H11V184H9V186L12 189L7 186ZM32 183H34V184H32ZM263 183L264 182L262 180V182L260 184H258L257 186L251 187V188L249 187L250 190H249V188L247 190L244 189L245 191H243V192H246V193H242V191H241L240 193H242V194L239 193V196H238V194L236 195V196H238L237 198H235L236 196L234 197V202L236 201L235 206L239 207V205H240L239 208H241V210L239 208H236V207L235 208H236V210L237 209L240 210V212L242 211L241 212L242 214L240 213L242 217H245V214L248 211H250L251 208H253L252 211H254V212L256 211V209H258V210L263 209L262 212L264 213V192H263L264 191V184ZM18 184H20V185H18ZM24 184H25V186H23ZM16 185H17V187H16ZM219 185L220 184L218 182V185L216 184V187H210L213 189H215V188L218 189V190L215 189V191H213V189L211 190L212 194H213V195L211 194L212 195L211 197L213 199L215 198L214 200H216V199L218 200L220 198L221 193H222L219 190V188H221V187H219ZM19 186L23 190H21L19 188ZM4 187H6V190H5L6 192L4 191ZM15 187H16V189H15ZM251 189H253V190H251ZM9 191H13V194L15 193L14 195L12 194V196L14 198L10 194L12 192H9ZM248 191H250V192H248ZM255 191H256V193H255ZM258 192H260L259 194H261V196L260 195L256 196L258 194ZM3 193H4V195H3ZM27 194H29L30 196ZM2 195L4 197H2ZM242 195H243V197H242ZM254 195H255V197H254ZM247 197L249 198V200L252 201V203L248 200ZM11 199H12V201H11ZM252 199H254V200H252ZM246 200H247V202L249 201L248 202V204L250 203L249 205H251V206L256 205V206L255 207L252 206V207L247 208L249 205L247 204ZM184 201H185V205H184L185 207H183ZM253 201H255V204ZM245 205H247V207ZM153 206H154V209L152 210L151 207H153ZM261 206H263V207H261ZM144 207H146L147 209L146 208L144 209ZM244 207H246V208H244ZM173 208L177 211H175ZM254 208H256V209H254ZM150 209L152 211H150ZM244 209H245V211H244ZM2 210H4V211H2ZM141 213H143V214H141ZM177 213H175V214H177ZM131 214H132L134 219H132V216L130 217ZM243 214H244V216H243ZM138 217H141V218H138ZM74 219L76 220V223H74ZM245 219H247V218H245ZM193 220L194 219L187 221L186 222L187 225H185L183 223H182L183 225L178 224L180 227L175 225L176 227L180 228V229L177 228L178 230L174 226L167 228L168 230L165 229L164 231H166V230L167 231L166 232L163 231V234L160 233V235H162V236H158L159 238L161 237V239L162 238H164V239L159 240L157 237L156 238L157 241H155L156 243L154 242L155 244L145 243V244H148L150 246L141 244V245H144L143 247H141V245H137L139 248L137 247L138 249H136V247H134L132 252H131V254L132 253L133 254L132 255L130 254L129 259L122 264H151V262L153 260H155V261L157 260L155 258H158V260H159V258H161L162 254L165 255L164 252L168 253V254H166L167 257L165 256L166 257L165 258L162 256L161 259H165V260L167 259L166 264H189L195 260V257H193V259H191L192 257H188L192 252H195L196 250H203V248H202L203 246H204V248L209 247V244L207 246V243H210V241L212 243H216L219 241V243H220V240H221V244H222V242H224L226 240L225 239V237L227 236L226 234H228L229 231L232 230L233 228L237 227L234 225V223L233 224L230 223L231 225H229V224L225 225V223L222 222L221 218H216L214 220V223L212 222V224L210 226H208L207 228L205 227L206 229L203 228L202 230H199V231H192V229L195 226V225L192 226L193 223L197 222L196 220H194V222H193ZM69 221H72V222H69ZM151 221H154V222H151ZM190 222H193V223H190ZM65 223H67L66 224L67 226H65ZM46 225H47V227H46ZM50 225H53V227ZM58 225H60V226H58ZM215 225H216V227H215ZM231 226L232 227L235 226V227L232 228ZM55 227H56V229L54 230ZM171 228H174L176 231L172 229L173 232H171L172 230H169ZM209 228H210V230H209ZM213 228H216V231ZM40 230L41 231L49 230V231H54L55 233L56 232H58V233L54 234L51 238L50 237L40 238V237H38V235H36L40 232ZM63 230H65V231H63ZM188 230L190 231V232H188V235L183 236V237L186 236V238L180 240L179 237L181 236V238H183L182 235L186 234V232ZM168 231H169V233H168ZM137 232L139 234H137ZM170 232H171V234H170ZM212 232H214L213 233L214 235L212 234ZM31 233H33V235ZM174 233H176V234L178 233L180 235L178 236ZM193 233H195V235ZM196 234H198V235H196ZM222 234H224V237ZM56 235H59V237ZM171 235H173L175 237H171ZM176 236H178L179 240L182 242L180 243V246L178 247L179 249L175 248V250H174L173 246L175 244L174 241L177 239ZM188 236H191V237H188ZM192 236H195V237H192ZM221 236L223 237L222 239H221ZM55 237H57V239H55ZM35 238L38 240L37 242H36ZM47 238H48V241L46 242L45 239H47ZM215 239H216V241H215ZM39 243L40 244L42 243V244L40 245ZM158 244H159V246H158ZM153 246L154 247L156 246V247L153 248V251H152L151 248ZM157 247H158V250H156ZM171 247L173 249H171ZM168 248L170 250H168ZM137 250L138 251L142 250V253L138 252ZM144 250H145V252H143ZM171 250H173V252H172V254H169V252L171 253ZM119 251H120V253H119ZM156 251H158V252H156ZM149 253H151V254H149ZM113 255H114V258L112 257ZM155 261H153V264H155ZM245 261H247V259ZM157 264H165V263H157Z\"/></svg>", "mask_w": 264, "mask_h": 264}]
</instances>
